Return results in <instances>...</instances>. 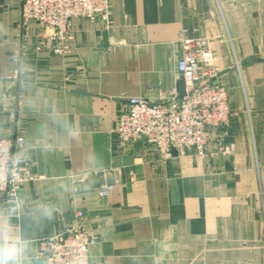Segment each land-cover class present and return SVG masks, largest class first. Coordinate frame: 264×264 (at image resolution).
I'll use <instances>...</instances> for the list:
<instances>
[{
	"label": "crops",
	"instance_id": "crops-1",
	"mask_svg": "<svg viewBox=\"0 0 264 264\" xmlns=\"http://www.w3.org/2000/svg\"><path fill=\"white\" fill-rule=\"evenodd\" d=\"M111 7L109 23L73 19L69 49L55 53L42 25L23 22L22 0H0V137L25 139L33 178L18 195L59 208L37 230L28 264H48L41 242L74 227L97 238V264H264V0ZM183 29L208 39L207 69L227 87L232 114L228 126L209 129L205 157L184 149L163 158L145 139L122 142L116 127L130 97L157 102L177 92ZM39 90L82 128L79 139L54 141L52 150L37 141L44 116L31 104ZM93 152L102 170L88 169ZM85 171L88 191L56 188ZM105 184L114 185L107 197L99 194Z\"/></svg>",
	"mask_w": 264,
	"mask_h": 264
},
{
	"label": "built area",
	"instance_id": "built-area-1",
	"mask_svg": "<svg viewBox=\"0 0 264 264\" xmlns=\"http://www.w3.org/2000/svg\"><path fill=\"white\" fill-rule=\"evenodd\" d=\"M112 1L22 0V20L42 25L46 29L45 41L55 53H63L69 49L67 41L73 19L90 17L109 23L113 16ZM178 43L177 77L184 78L186 95L180 99L175 92L157 102L143 96L130 97L127 111L117 121L116 133L125 143L145 139L163 158L173 156L174 150L184 149H194L197 155L205 157L209 153V129L230 124L228 90L211 79L207 66L213 54L207 38L191 36L183 29ZM16 116L12 111L11 117L15 119ZM0 149L13 153L25 151V139L22 136L0 137ZM28 163V158L23 160L12 177L0 183V202L8 203L18 195L23 183L33 178ZM113 188V184H105L99 194L107 197ZM96 242L95 236L74 227L44 239L40 252L46 256L48 264H97L91 258Z\"/></svg>",
	"mask_w": 264,
	"mask_h": 264
},
{
	"label": "clouds",
	"instance_id": "clouds-1",
	"mask_svg": "<svg viewBox=\"0 0 264 264\" xmlns=\"http://www.w3.org/2000/svg\"><path fill=\"white\" fill-rule=\"evenodd\" d=\"M17 70L22 72L19 68ZM31 107L43 113L44 120L36 129L35 136L46 150L53 149L54 141L71 142L81 137L82 128L71 121L57 101L42 90L37 92ZM27 158L26 151L13 153L0 149V183L5 178H11L14 170ZM85 160L89 170L103 169L98 153L87 155ZM89 176L90 171H85L80 177H62L56 188L63 192L76 189L88 191L92 187ZM58 211L54 203L43 199L29 203L21 195L13 197L6 204H0V264H28L29 257L35 255L37 230L42 228L45 221H51Z\"/></svg>",
	"mask_w": 264,
	"mask_h": 264
},
{
	"label": "water",
	"instance_id": "water-1",
	"mask_svg": "<svg viewBox=\"0 0 264 264\" xmlns=\"http://www.w3.org/2000/svg\"><path fill=\"white\" fill-rule=\"evenodd\" d=\"M105 34V38H106ZM177 93H178V98L182 99L186 95V86H185V80L184 78H180L177 82ZM173 154L177 155L178 151L174 150ZM220 159L222 160V156L220 155ZM101 175V173H100Z\"/></svg>",
	"mask_w": 264,
	"mask_h": 264
}]
</instances>
